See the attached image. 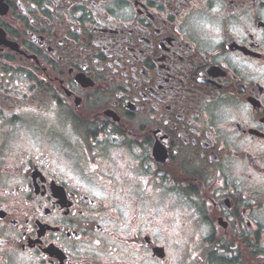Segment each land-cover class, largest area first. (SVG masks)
Instances as JSON below:
<instances>
[{"label":"flooded vegetation","instance_id":"af4514ba","mask_svg":"<svg viewBox=\"0 0 264 264\" xmlns=\"http://www.w3.org/2000/svg\"><path fill=\"white\" fill-rule=\"evenodd\" d=\"M0 264H264V0H0Z\"/></svg>","mask_w":264,"mask_h":264}]
</instances>
